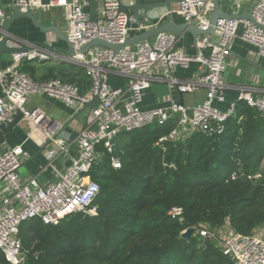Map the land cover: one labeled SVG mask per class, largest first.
Returning <instances> with one entry per match:
<instances>
[{
  "label": "built area",
  "instance_id": "obj_1",
  "mask_svg": "<svg viewBox=\"0 0 264 264\" xmlns=\"http://www.w3.org/2000/svg\"><path fill=\"white\" fill-rule=\"evenodd\" d=\"M132 1L124 4L123 0H98L100 9L94 17L89 0H48L46 3L44 0H0V24L5 10L1 7L3 2H8L9 8L14 11L29 10L34 15L62 9L64 35L74 51H79L95 39L118 45L123 44L131 33L156 27L146 23L138 25L131 15L120 10L121 6H128ZM218 1L220 8L221 3L230 8L228 14L251 12L253 22L218 19L213 42L210 35L195 37L194 56L174 49L177 42L172 33H160L150 41L123 47L117 52L98 46L74 56H60L49 49L21 41L28 50L13 54V65L0 73L3 92L0 126L12 122L15 115L22 114L35 134L41 133L50 140V148L43 155L53 171L54 181L41 185L34 176L24 182L20 180L19 169L27 158L21 146L0 153V185H4L0 188V252L6 262L27 263L29 251L24 249L19 238L21 224L39 219L44 225H52L72 213L95 214L91 204L100 188L92 181L90 172L100 161L98 146H103L111 154L119 134L160 127L171 118H177L176 125L168 135L159 139L160 144L183 140L186 135L213 137L223 133L225 123L235 115L236 104H232L226 112L220 111L215 104L223 103L224 92L230 89L223 79L231 66V46L236 39H240L256 48L254 60L264 59V0ZM212 12L211 0H181L171 10L173 16L180 17L183 23L202 32L208 31ZM49 61H62L82 68L91 83L89 91L80 94L77 86L58 79L36 81L20 69L25 63ZM192 62L200 64L204 70L197 80H181L173 76L174 67L186 69ZM111 76L123 79L126 89L110 86L108 80ZM154 82H166L181 94L205 88L206 99L191 109V115L188 114V107L177 103H171L166 108L141 110L143 92ZM236 90L237 102H244L264 118V88L241 87ZM31 96L60 100L76 112L90 103L94 96L97 97L88 115L89 125L76 138L78 155L62 171L53 167L51 159L67 149L65 140L59 138L63 125L53 122L40 108L28 110L26 105ZM110 162L113 169L121 168L118 158H111ZM236 179L238 174L233 172L231 180ZM167 214L178 221L183 218L180 207H172ZM192 235L198 240V249L203 248L205 242H212L232 264H264V225L255 228L251 235L238 234L229 224L218 229L200 225L193 228ZM33 255L36 258L39 256L37 252Z\"/></svg>",
  "mask_w": 264,
  "mask_h": 264
},
{
  "label": "trees",
  "instance_id": "obj_2",
  "mask_svg": "<svg viewBox=\"0 0 264 264\" xmlns=\"http://www.w3.org/2000/svg\"><path fill=\"white\" fill-rule=\"evenodd\" d=\"M176 122L136 131L111 154L98 146L100 161L90 172L100 188L91 204L95 214L21 224L26 264H232L214 243L198 249L197 238L181 234L229 224L251 235L264 225V118L237 102L221 135L158 143ZM111 158L119 159V170ZM233 172L238 179L231 180ZM172 207L182 208L181 221L168 216ZM0 264H9L1 252Z\"/></svg>",
  "mask_w": 264,
  "mask_h": 264
},
{
  "label": "crops",
  "instance_id": "obj_3",
  "mask_svg": "<svg viewBox=\"0 0 264 264\" xmlns=\"http://www.w3.org/2000/svg\"><path fill=\"white\" fill-rule=\"evenodd\" d=\"M47 1L48 0H44L45 3ZM156 1L157 0H153V2ZM89 2L91 3L92 15H97L100 9V3L98 0H89ZM6 4L9 3H1V7L6 10L8 15H10L14 10L11 8L8 9ZM221 8L227 13L230 12V8L224 3H221ZM41 12L36 13L35 16L44 26H56L64 34V10L52 9L47 11V17H44V11ZM165 15V11H153L149 19L150 25L157 26L161 19L164 22L163 24L168 23V19L165 20L164 18ZM174 21L176 24L183 23L182 19L178 16H174ZM134 34L135 33H131V36ZM10 35L12 40H10L9 46L15 48H25V45L21 41L30 43L31 45H34V42H41L47 45L49 44L50 47L53 48V50L50 51L60 56L63 53L57 52L56 49L66 48L63 42L57 40L56 37L54 38V35L42 34L38 29L31 25L29 20L26 19L14 22L11 26ZM1 37L2 34H0V39ZM194 39L195 38L189 33L181 34L177 41V49L182 50L187 55L194 56L196 53ZM255 53L256 48L254 46L243 42L240 39H236L233 42L229 60L231 66L227 68L223 79L224 84L230 89L224 92L225 101L220 104H215V107L220 111L226 112L232 104L237 103L238 92L236 89L241 87L264 88V59L258 61L254 60L253 55ZM12 65V55L5 54L0 57V73L6 71ZM78 68L79 67L66 64L62 61L29 62L20 66V69L23 72L29 74L36 81L58 79L66 83L71 82L75 85L77 84L84 94L89 91L91 83ZM203 73V68L196 62L190 63L186 69L181 68L180 66L173 68V76L181 80H197L203 75ZM111 78L120 79L124 82L123 79L116 76H111L109 80ZM112 81L116 82L114 79H112ZM112 87L115 88V86ZM2 96L3 92L0 84V99ZM205 99V88H200L193 93L181 94L177 90L170 88L166 82H154L143 92L140 109L144 111L155 110L166 108L171 103H177L180 105V103L183 102V106L189 108L188 114L191 115V109L202 104ZM26 108L28 110L40 108L53 122H58L63 125L59 138L65 140L67 143V149L65 152H61L51 159L53 167L56 170L62 171L69 166L71 161L78 155L76 138L79 132L89 125L87 120L91 109L83 107L76 112L74 108L65 106L60 100L47 96H31L27 102ZM32 130L31 124L24 119L22 114L15 115L12 122L0 126V153L16 146H21L23 151L27 154V158L22 162L26 163V166L21 168L19 172L20 180L24 182L29 177L34 176L41 185H46L54 181L53 171L48 167V162L45 160L43 152L39 154L41 148L46 144L47 139H45L43 134H35ZM133 134L134 132L119 134L114 141V149L130 141ZM187 137L188 136L186 135L184 139ZM48 148H50V145L47 149ZM3 187L4 185H0V188Z\"/></svg>",
  "mask_w": 264,
  "mask_h": 264
},
{
  "label": "water",
  "instance_id": "obj_4",
  "mask_svg": "<svg viewBox=\"0 0 264 264\" xmlns=\"http://www.w3.org/2000/svg\"><path fill=\"white\" fill-rule=\"evenodd\" d=\"M180 1L181 0H157L156 2H153V0H133L128 6H121L120 10L128 13V15H131L135 19L136 24L140 25L142 23H146V25H150V21H149L150 15L155 10L165 11L166 15L164 16V18L165 20L168 19V23L163 24L164 22L161 19L160 23L157 24L155 28L134 34L129 38H127L123 44L112 45L107 42L95 39L89 42L88 44H86L85 46H83L79 51H74L71 48L65 35L58 27L53 25L44 26L38 20V18L29 10L26 12L14 11L10 15H8L6 10H3L4 16L1 19V24H0V34H2V37L0 39V57L5 54L13 55L21 52H26L28 50V48H15L9 46V42L10 40H12L10 35L11 26L14 24V22H17L22 19L29 20L31 25L34 28L38 29L42 34H52L56 37L57 40L63 42L66 48L56 49V51L66 54L68 56L85 54L88 52L90 48L98 47V46H101L106 49H111L117 52L123 47L135 46L136 44L142 41H150L152 38H154L160 33H172L175 37L176 42L179 40L180 35L183 33H189L194 38L197 37L198 35H210L213 42L215 25L218 19H226V20L244 19L253 22L251 12L248 14H238V15L228 14L227 12H225L220 8L218 0H211L213 4V12L211 13L209 19L210 27L208 31L202 32L197 28H195L194 26H189L186 25L185 23L182 24L175 23L174 16L171 13V10L172 7ZM34 45L45 49L53 50V48H51L45 43L34 42ZM176 48H177V43L174 46V49ZM96 101H97V97L94 96L93 100L90 103L86 104L84 107H88L92 109ZM180 105H183V102H181ZM49 145H50V140H47L46 144L39 151V154L41 152H44ZM25 166L26 163H22L19 172L21 168ZM192 233H193V229L189 228L181 234V237L186 240H189L191 238Z\"/></svg>",
  "mask_w": 264,
  "mask_h": 264
},
{
  "label": "rangeland",
  "instance_id": "obj_5",
  "mask_svg": "<svg viewBox=\"0 0 264 264\" xmlns=\"http://www.w3.org/2000/svg\"><path fill=\"white\" fill-rule=\"evenodd\" d=\"M129 1H130V0H123V3H124V4H127ZM94 6H95V4H94ZM6 7H7L8 9H10V8H9V7H10V4H6ZM45 16L47 17V13H46V12L44 13V17H45ZM94 17H96V14L94 15ZM112 79L116 80V82L112 81ZM108 84H109V85H112V86H115V88H121L122 90H125V89H126V86H125L124 82H123L122 80H120V79L111 78V79L109 80ZM135 132H136V131H135ZM263 165H264V161H263Z\"/></svg>",
  "mask_w": 264,
  "mask_h": 264
}]
</instances>
